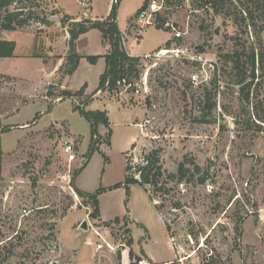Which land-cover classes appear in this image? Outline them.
<instances>
[{
	"label": "rangeland",
	"instance_id": "1",
	"mask_svg": "<svg viewBox=\"0 0 264 264\" xmlns=\"http://www.w3.org/2000/svg\"><path fill=\"white\" fill-rule=\"evenodd\" d=\"M54 1L21 0L9 9L25 6V24L16 32L0 30V40L10 35L28 45L24 58L0 57V264H136L146 260L145 252L156 264H264V87L259 84L251 100H243L227 59L239 39L252 45L253 31L241 33L229 6L215 13L211 6L203 10L200 0H160L158 24L143 28L135 24L136 15L151 0H90L88 14L101 20L116 5L119 28L130 41L139 40L131 50L152 56H139L130 76L145 81L143 92L104 90L84 105L109 112L110 127L97 129L109 160L99 150L90 154L78 185L91 192L109 187L125 178L126 166L130 176L140 178L148 156L163 173L158 185H130L128 213L125 194L104 192V218L125 217L103 222L90 216L91 203L77 194L72 179L87 161L92 136L90 122L75 106L97 90L104 61L85 60L68 85L79 89L86 80L87 93L62 99L46 63L51 57L38 46L41 17H63ZM60 1L70 10L85 9L78 0ZM245 1L230 8H242ZM166 21L184 36L175 39ZM98 31L91 37L101 43ZM261 39L264 43V32ZM85 45L86 38L81 48ZM161 46H186L204 57L195 62L159 54ZM102 47L93 50L103 52ZM67 56L62 73L69 68ZM194 72L200 74L196 82ZM66 141L76 143L75 162L68 161ZM108 203L114 207L108 209ZM84 219L88 230L80 226Z\"/></svg>",
	"mask_w": 264,
	"mask_h": 264
},
{
	"label": "trees",
	"instance_id": "2",
	"mask_svg": "<svg viewBox=\"0 0 264 264\" xmlns=\"http://www.w3.org/2000/svg\"><path fill=\"white\" fill-rule=\"evenodd\" d=\"M237 0H200L201 8L205 10L208 6L213 8L215 13H219L222 8L229 6V14H235V20L238 22V26L242 34H247L250 31L256 35V40L253 41L252 45H247L245 40L239 39L236 41V47L231 54L227 55V59L233 64V71L237 74V83L240 85V94L242 95L243 100H251V95L253 91H258V85L261 84L264 87V43L261 39V34L264 32V0H246L244 2V7L230 8V6L235 5ZM239 2V1H238ZM21 3V0H0V30L15 31L19 27L23 26L26 20L21 19L24 14V7H16L15 10H10L9 8L12 5H17ZM147 2L143 6H146ZM52 16L55 13L51 14ZM116 15V5H113L112 10L107 18L101 19H90L84 18L82 20H76L70 15L64 14L61 17L60 22L63 26L68 28L70 34V39L68 42L69 53L67 56V63L69 68L66 72L72 73L78 66L81 58H86L89 62L95 63L101 57H104L106 60V68L100 76L99 85L97 90L92 94L86 97L85 101L77 106L83 116H85L91 125V143L89 156L87 161L77 169L73 174L72 185L75 188L77 194L81 197H87L91 203L93 211L90 213V216L94 219H98L101 216L100 211V201L99 196L108 191L113 190L119 187H124L126 190V212H129L128 209V200L130 196V185L132 184H154L158 185L159 180L162 176V167L156 165V161H151V157H146V164L141 167L140 178L130 176L127 172L129 167H125L126 175L124 181L118 182L109 187H103L100 185L95 191L86 192L80 189L76 185V178L84 170L90 160V154H93L95 151H100L103 154L104 161L109 160L108 156L100 149L102 142L97 139L98 126L103 124L107 127H110V120L107 110H87L84 105L92 100L95 94L103 89L112 90L116 86L117 79L122 74H128L133 76L137 72L136 66L139 61V56H132L127 53L125 48L122 45V34L120 32ZM41 23L51 24L54 22L49 15L41 17ZM262 19V22L260 21ZM92 29H98L102 32L104 39H109L112 44V49L108 54L105 55H80L76 51V41L79 36L83 33H86ZM170 45V41L166 42V46ZM16 43L13 40H0V57L8 58L14 56V50ZM160 47L159 49H161ZM249 79V81H247ZM261 80V81H260ZM261 82V83H259ZM108 83V84H107ZM87 88V83H85L79 90L70 91L62 90L61 97L65 99L66 97H82L85 96V90ZM261 105V103H259ZM259 105V106H260ZM253 107L255 105L253 104ZM258 107V105H257ZM264 111V108H263ZM1 126V119H0ZM111 135L112 131L109 132L110 139L107 140L108 146L111 145ZM135 144L133 145V147ZM156 166V171L151 173V166ZM181 169V167H180ZM104 171V169H103ZM102 171V172H103ZM2 174V161L0 155V176ZM125 216H116L112 222L120 223ZM109 224V223H106ZM133 244V239L129 240V246ZM136 256L134 250L130 248L129 258L133 259Z\"/></svg>",
	"mask_w": 264,
	"mask_h": 264
},
{
	"label": "crops",
	"instance_id": "3",
	"mask_svg": "<svg viewBox=\"0 0 264 264\" xmlns=\"http://www.w3.org/2000/svg\"><path fill=\"white\" fill-rule=\"evenodd\" d=\"M54 4L56 5L57 8H60L64 14L70 15L71 17L75 18L76 20H82L84 18L98 19V17H95L92 13L91 14L84 15L83 12L81 13V12H77V10H70L60 0H55L54 1ZM40 28L41 29H44L43 30L44 31L43 32L44 33V36L40 37V40L38 42V46H40V48L43 47V48L47 49L48 54H49V57H51L50 58V61L49 62H46V63L50 64V67L52 68L51 69V72L55 73V75H56V77H55L56 82L54 84L55 85H58L61 90H70V91H73V92L79 90L80 88L79 89H71V88H69L68 83H70V81L76 76L77 72L79 71V69L81 67V64L83 62H85V60L86 61H88V60L86 58H81L80 61H79L78 66H77V68L72 73H68V72L62 73V71H60L61 70V67L64 64V62H66L65 61L66 60V55L68 54V51H69L68 42H69V39H70V34L68 32V28L66 26H63L61 24V22H54V23L52 22L51 25L44 24ZM97 30L98 29H92V30H90V31H88L86 33H83V34H81L79 36V38L76 41V51H77L78 54H80V55H105V54H108L111 51L112 44H111V46L109 48L106 46L108 44V42L110 41L109 39H105V40L103 39L101 41V43H100L99 38L96 41V38L97 37L95 38L94 35H92L93 37H91V34H94L93 32H95ZM60 31H62V32H60ZM7 32L10 33V32H16V31H7ZM98 32L100 33V35L102 34V32L100 30ZM120 32H121V34H122V36L124 38L125 47L128 50V52L132 56H142L143 54H141V53H134L131 50V49H133L132 47L135 46V42H136L135 41V38L130 41L129 36L126 35L125 32H123L121 29H120ZM84 38H86L87 43L89 45H87L88 48H86V45H85L84 49H82L81 48V42L84 40ZM2 39L15 41L16 47H15V50H14V56L13 57H23V58L26 57L27 54H24V53L28 52V45H26L25 38L22 41H20L18 38L14 37V36L8 35V36L2 37ZM110 43H111V41H110ZM99 44H101L103 46L102 47L104 49V50H102L103 52H97L98 50H93V48L99 46ZM62 47H64V48L62 49L61 52H59V50ZM55 56L56 57L60 56V57L57 58V62L56 63L53 62V60H52L53 59L52 57H55ZM101 60L104 61V67L101 70V73L98 74L99 76H98V80H97V86L99 84L100 76H101V74L104 72V70L106 68L105 67L106 66V62H105L104 57H101L98 61H101ZM84 83H87L88 84V81L84 80ZM88 87H89V85H88ZM95 96H97V94ZM107 112H108V110H107ZM108 116H109V112H108ZM109 120H110V116H109ZM136 124H138V126H140L139 121H137ZM100 133H101V131H100ZM111 142H112V139H111ZM107 147H109V146H107ZM90 161H91V159L89 160V162H88V164H87V166L85 168L88 167ZM85 168H84V170H85ZM103 169H104V171H103ZM106 170H107V165L102 168V171L103 172H106ZM125 175H126V170H125ZM78 177L76 178L77 186L80 189H82L83 191L91 192V191H87V190L81 188L78 185V182H77ZM122 181H124V179ZM122 181H120V182H122ZM110 186H112V185H110ZM108 191H113V193L114 192H118L121 195L122 194H125V199H126V190H125L124 187H119V188H116V189H113V190H108ZM130 191H131V189H130ZM104 194L105 193H103V194H101L99 196L100 211H101L100 221H103V222L109 221V220H113L115 218V216H116V215H114V216H112L110 218H104V216H103V211H104V205L103 204H104V202L102 200V195H104ZM129 201H130V198L128 200V203H129ZM153 204L155 205L154 202H153ZM106 205H107V208L108 209H111V208L114 207V204L113 203L112 204H109L108 203ZM157 213H158V210H157ZM158 215L161 217V215L159 213H158ZM133 220L136 221L135 219H133ZM123 256H124V250H123ZM145 256H146V260L147 261L149 259L152 260L151 256L147 252H145ZM164 263H166V262H164ZM152 264H156V263L155 262H152Z\"/></svg>",
	"mask_w": 264,
	"mask_h": 264
},
{
	"label": "built area",
	"instance_id": "4",
	"mask_svg": "<svg viewBox=\"0 0 264 264\" xmlns=\"http://www.w3.org/2000/svg\"><path fill=\"white\" fill-rule=\"evenodd\" d=\"M79 4L85 8L83 10L84 15H87V10L90 7V0H78ZM163 5L160 0H151L147 3L146 6H142L136 15V25H139L141 28L145 26L155 25L158 24V13L161 11ZM165 28L172 31L173 37L175 39H180L184 36V31L178 29L174 22L166 21L164 23ZM139 33H137L138 35ZM136 44H139V40L135 38ZM122 45L125 47V41L122 37ZM126 50V49H125ZM127 51V50H126ZM159 54H167V53H175L176 55H180V57H184L195 62H200L203 59L202 52H192L190 51L189 47L186 46H173L171 48H161L158 50ZM127 53L131 55L128 51ZM152 56L151 53H147L142 55L143 58L149 59ZM200 74L198 72H194L192 75L193 82L199 80ZM108 84V83H107ZM120 89L121 93L132 91L135 94H139L145 90V81L144 80H135L130 77L128 74H122L116 81V86L114 90ZM109 90V89H106ZM104 92L103 89L99 90L96 94H102ZM76 143L73 141H66L64 142V151L68 155L69 162H75L77 160V153L75 152ZM136 264H152L145 259H139L136 261Z\"/></svg>",
	"mask_w": 264,
	"mask_h": 264
},
{
	"label": "water",
	"instance_id": "5",
	"mask_svg": "<svg viewBox=\"0 0 264 264\" xmlns=\"http://www.w3.org/2000/svg\"><path fill=\"white\" fill-rule=\"evenodd\" d=\"M51 19H52V18H51ZM53 19H55V20H57V21L60 20V18H58L57 15H53ZM53 19H52V20H53ZM80 226H81V228L84 229V230H88V229L90 228V224H89V222H88L87 219H84V220L82 221V223H81Z\"/></svg>",
	"mask_w": 264,
	"mask_h": 264
}]
</instances>
